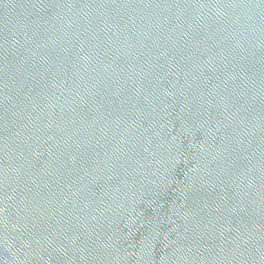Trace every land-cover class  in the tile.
<instances>
[{"label": "water", "instance_id": "95a60500", "mask_svg": "<svg viewBox=\"0 0 264 264\" xmlns=\"http://www.w3.org/2000/svg\"><path fill=\"white\" fill-rule=\"evenodd\" d=\"M0 264H264V0H0Z\"/></svg>", "mask_w": 264, "mask_h": 264}]
</instances>
